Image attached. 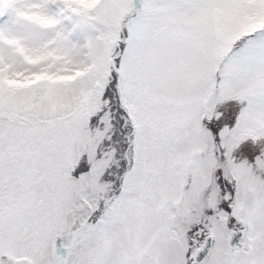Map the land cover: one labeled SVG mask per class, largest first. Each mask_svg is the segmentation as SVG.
<instances>
[{"label": "snow or ice", "instance_id": "1", "mask_svg": "<svg viewBox=\"0 0 264 264\" xmlns=\"http://www.w3.org/2000/svg\"><path fill=\"white\" fill-rule=\"evenodd\" d=\"M0 264H264V0H0Z\"/></svg>", "mask_w": 264, "mask_h": 264}]
</instances>
